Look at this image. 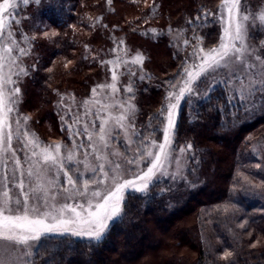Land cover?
Listing matches in <instances>:
<instances>
[{"label":"snow or ice","instance_id":"snow-or-ice-1","mask_svg":"<svg viewBox=\"0 0 264 264\" xmlns=\"http://www.w3.org/2000/svg\"><path fill=\"white\" fill-rule=\"evenodd\" d=\"M20 2L28 5L30 0ZM17 6L14 0L0 2V264H25L24 258L31 257L32 249L50 237L71 235L101 240L109 222L121 216L126 190L146 193L154 178L164 174L175 150L172 144L180 101L192 93V85L202 76L223 69L229 80L236 78L242 101L255 95L264 98V42L260 44L261 51L248 44L249 29L254 22L259 20L264 26V6L253 13L250 6L242 7L241 0H222L217 14L222 34L217 46L205 49L201 47V38L196 37L190 56L199 63L184 67L183 84L178 91L169 93L166 107L149 117L148 127L153 124L162 127V143L151 139L155 127L147 138L136 131L134 105L129 101L117 102L114 95H107L106 89L113 94L118 92V76L113 71L111 84L92 89L93 98L100 89L110 102L83 101L85 116L93 119L81 129L77 127L81 118L76 114L68 125L71 147L63 143L46 145L27 129L28 117L19 113L18 82L28 75V70L22 67V57L30 49L20 43L28 38L21 32L18 40L13 31V23L19 26V21L12 19ZM195 20L200 21L201 17ZM188 23L191 25L193 21ZM184 43L187 45L189 41ZM141 62L139 55L132 60L133 64ZM126 91L133 92L130 84ZM90 104L100 107L92 113ZM114 108L120 111L114 114ZM95 119H99V125ZM121 132L127 145L125 152L113 145ZM77 136H86L88 143H78L74 139ZM80 149L84 151L78 159ZM191 149L188 144L179 151ZM21 152L23 156L18 154ZM128 152L133 154L129 156ZM87 173L91 175L85 178ZM129 175L133 178L128 179ZM228 255L231 253H225Z\"/></svg>","mask_w":264,"mask_h":264},{"label":"trees","instance_id":"trees-1","mask_svg":"<svg viewBox=\"0 0 264 264\" xmlns=\"http://www.w3.org/2000/svg\"><path fill=\"white\" fill-rule=\"evenodd\" d=\"M89 1L60 0L58 6H54V9L48 11L50 25L64 32L56 39V43L57 45L59 43L60 47L56 48L51 45L47 48L46 52L50 57L59 54L67 56L71 49H76V46L75 48L73 46L76 44L74 36H71L72 31L77 29L90 34L89 36L94 33L103 36V41L107 46L109 33L113 35V32L109 31L117 30L124 32L129 37L149 39L151 38L150 34L143 35L142 31H161L164 27L157 25L154 26V29L152 27L146 29V21L157 20L159 14L158 12L150 14L148 12L147 14L145 9L140 14L137 11L134 18L126 19L128 24L108 21L105 18V12L100 13L99 18L97 16L96 18L89 17L85 15V7ZM166 1L168 9L166 15L169 16L165 18L164 23H168L165 26L178 27L181 30V35L187 33V37H191L192 41L188 45L190 48L182 44L184 43L183 39L180 40L177 48L173 44L167 43L164 46L167 60L157 65V73L154 69L143 67V62L141 66L138 64V67L133 66L130 69L129 73H135V75L129 74L133 92L127 94L138 99L135 121L136 130L140 132L148 127L149 117L156 116L167 103L169 93L178 91L183 84V79L186 78L184 67L195 63L191 59L190 53L193 52V44H196V37H200L204 43V41L207 42L208 39L213 38L217 32L216 4L217 2L220 4L222 0ZM246 1L250 5H255L258 0ZM38 12L47 15L43 9ZM204 13H212V15L205 17ZM172 14H175L173 22L169 20ZM197 16L201 17L200 21L195 20ZM189 20L193 21L191 25L188 23ZM90 48V50H86L87 52L79 51L75 64L66 69L68 76L73 74L74 78L79 77L74 80L78 85L79 93L96 76H100L103 64H106L101 57L96 56V53L93 52L92 45ZM113 56L115 57L111 60L116 59V62L121 60L120 54ZM48 60L38 65L32 72L33 77L31 76V84L39 93V106L48 109L49 114L44 115V119H49V115L51 117V110H54L55 102L52 94V73L46 69ZM117 69L116 74L119 79L122 72L121 68ZM177 76L181 80L178 83L172 82ZM202 77L192 85V93L186 94L180 101L176 115V130L173 136L175 148L192 145V149L187 152L190 155L193 153L190 158L191 165H195V173L191 172V176L195 178V187L170 196L172 201L166 202L148 194L153 189V184L149 185L146 193L126 190L125 200L129 196L139 195L134 197L130 206V214L133 218L129 224L122 225L126 219L122 217L117 225L121 224L123 228L117 227V231L115 234L111 233L112 235L107 231L102 241L98 243L81 239L78 241L77 237L71 235L50 237L47 241L36 246L33 264H110V259L105 256V252L115 244L111 239L113 235L121 240L120 256L122 258L129 257L135 251L137 252L143 238H148L144 221L146 214L160 225L171 218L176 211L187 209L195 198L196 201H193L195 208L199 206L201 208H199L196 218L198 240L196 242L191 240L193 243L191 246L198 254L196 260L188 264H264V163L262 158H258L251 150H246L245 146L242 147L238 143L241 135L252 130L262 118L247 126L242 125L241 122L238 123L237 120L241 118V115L238 114L240 109L237 104H232V96L229 94L230 90L226 87V83L224 86L222 85L224 88L214 89L213 87L209 91L203 85ZM118 82L121 87V80ZM193 94L197 95L195 101H192ZM235 113L238 114V117L237 115L233 116ZM232 121L236 125H233L231 129ZM155 128L157 130L154 133L153 129L151 131L155 135V139L161 141L162 127L156 125ZM247 140L245 143L251 141ZM209 143L220 148H227L229 159L223 169L219 168L220 158L211 150ZM200 168L204 172L197 174V169ZM213 174H217V177L222 180L223 187L217 186V189H210L212 181L210 186H208V181L211 175L213 178ZM204 192L208 193L202 201L199 195ZM240 224L242 225L240 226ZM187 233V231L186 233L182 231L177 236L178 243H181V238ZM149 243L154 244L158 241L150 238ZM225 253H231V255L226 257ZM175 264L186 263L177 259Z\"/></svg>","mask_w":264,"mask_h":264},{"label":"rangeland","instance_id":"rangeland-1","mask_svg":"<svg viewBox=\"0 0 264 264\" xmlns=\"http://www.w3.org/2000/svg\"><path fill=\"white\" fill-rule=\"evenodd\" d=\"M59 1L60 0H39V2H37V0H30V3L25 5L24 3L20 2V0H14L18 6L13 11L12 19L13 21H19V26L13 23V31L17 33L18 40L19 34L21 32L28 38L27 41H20V43L22 47L30 49L29 54L22 57V67L28 70V75L21 77L18 82V86L21 90V102L18 105V108L21 115L28 117L27 129L34 133L41 142L46 145L53 146L58 143H63L71 147L72 141L69 139V134L66 129L68 125L72 123L74 116L79 114L81 119L80 124L77 125V127H80L81 129L85 122L93 119L92 116H85V109L82 102L86 100L91 101L93 99L101 101L102 103L110 102L104 99V95L101 94L100 89H97V95L95 98H93V88H97L98 85L105 83L111 84L113 71L117 73V68H121V78L118 79L121 80V87L118 80L116 81L118 92L113 94L111 89H106L105 91L107 95H114V99L117 102L129 101L135 106L137 113L138 99L132 98V96L128 95V92L126 91V88L128 87L127 85L131 84L129 76L130 69L133 68V66L138 67V64L141 66V64L144 63L143 67L147 66L152 70L154 69V71L157 73V65L167 60L164 46H166L167 43H171L177 48L181 39L191 42L192 38H188L187 33L181 35V30H179L178 27L165 26L168 24L164 23L166 21L165 18L169 16L166 15V11L168 10L166 8V0H111L110 4L108 3V0H90L87 3V7H85V15H88L89 17L94 16L96 18L97 16V18H99L100 13L105 12V18L108 19V21L116 22L118 24L126 22L125 24H128V20L126 21V19L134 18L137 14V11H139L140 14L142 10L145 9L147 10V14L148 12L149 14L151 12H158L159 14L157 15V20L146 21V29L147 27H152V29H154V26L157 25L164 27L161 29V31H142L143 35H148L147 33L150 34L151 38L149 39H145L143 37H129V35H125L122 31H109L113 32V35L108 32L109 40L107 46L105 45V41H103V36L97 33L89 36L90 34L88 35V33L77 29L72 31L71 36H74V41L76 44L74 43L75 45L73 46L74 48L76 46V49H71V52H69L67 56L64 54H59L57 56L50 57L46 52L47 48L51 45H54L56 48L60 47L59 43L57 45L56 39L64 33L53 28L48 21V11L54 9V6H58L60 3ZM0 2H2V0H0ZM220 4L217 2V10L215 12V18L218 24L217 32H215V36L213 38L208 39L207 42L204 41V43L201 44V47L205 49L216 47L219 37L222 34V25L217 17ZM245 5L250 6V10L255 13L257 9L264 6V0H258L255 5H250L246 0H244L242 1V7ZM40 9L46 11L47 15L38 12ZM174 15L172 14L171 18L169 19L172 22L175 18ZM159 40L164 42V45L161 44L162 42ZM261 42H264V26L260 25L259 20H256L249 29L248 44L255 46L257 51H261ZM88 44H90V46L92 45L93 52L96 53V56L101 57L105 62L106 60L116 62V59H111L115 57L113 55L117 54L121 55V60L115 64H103V70L100 73V76H96V78L85 85L83 91L79 93L78 85L74 81L75 78L79 77L74 78L73 74L68 76L66 74V69L75 64V60H77L79 56V51L87 52L86 50L91 49L90 46H87ZM182 44L185 45V47L190 48L188 47L189 43L187 45L185 43ZM193 45L195 46L196 44ZM113 49H115V51H113ZM137 55L142 57L143 63H132V60ZM47 60L48 63L46 69L49 73H52V94L55 102L53 104L54 110H51V117L49 115V119H44V115L49 114L48 109L46 107L39 106V93L31 84V76L33 77L32 72L35 71L36 67L42 63H45ZM195 63H199V61H195ZM66 64L67 67H65ZM202 78V83H204L203 85L209 91H211L213 87L214 89L222 88L226 83V87L230 90L229 94L232 96V104H237L240 109L238 114L241 115V118L237 120L238 123L241 122L242 125L247 126L256 122L255 120H260L262 118L252 130L241 135L240 142L238 140V143L242 147L245 146L246 150H251L258 158H262L264 163V98H261L259 95H255L249 97L246 102L242 101L241 90L238 87L236 78L232 77L231 80H229L225 70L223 69L218 70L216 73H208ZM180 80L181 79H179L177 76L174 80H172V82L175 81L178 83ZM244 95L247 96L248 94L244 93ZM193 96L194 97L192 98V101H195L197 95L193 94ZM61 97H63V99H61ZM166 105L167 103L164 105V107H166ZM89 107L92 113H95L96 109L99 108L100 105L90 104ZM119 111V108L112 109L114 114L118 113ZM238 114L235 113L233 116L237 115L238 117ZM101 115L103 116L104 113L102 112ZM65 121L67 123H65ZM134 122L136 125V121ZM95 123L99 125V119H95ZM233 125H236V123L232 121L231 129L233 128ZM155 126L156 125L153 124L152 127H146L143 132H140L139 130L138 131L147 138L148 134L152 133L151 130ZM74 139L78 143H88L86 136H77ZM133 139H135V137ZM151 139L158 141L155 139L154 134L151 136ZM246 140L251 141L245 143ZM158 142L162 143L163 138ZM113 145L121 152L127 151V145L124 142L123 132L120 133V137L118 139L113 141ZM209 145L211 150L215 152L217 156H219V168L223 169L229 159V152L227 148H220L212 143H209ZM133 147H135V145H133ZM172 147L175 150L167 162L164 174H158L156 178H154V180L150 183L153 184V189H151L150 193H148L154 195V198L164 200V202L172 201L170 196H174L176 193L186 192L187 189L190 190V188L195 187V178L191 176V172H194L195 166L191 165L192 161L190 157L193 153L190 155L187 150L181 153L179 151L180 147L175 148L173 144ZM83 151L84 149H80V155L77 157L78 159L82 158ZM18 154L23 156L22 152ZM127 154L131 156L133 153L128 152ZM142 165L143 164H141L140 167ZM73 166L74 165H69V167ZM80 167L82 168V165ZM143 167L144 166H142V168ZM136 170L138 171V169ZM201 172H204L202 168L197 169V174H201ZM88 175H91V173H87L85 178H87ZM213 175V178L211 175V178L208 181V186H210V182L212 181L210 189H217V186L223 187L222 180L217 177V174ZM127 178L132 179L133 177L129 175ZM241 178L243 177L241 176ZM207 193L208 192H204L200 194V200L204 199V196L207 195ZM137 196L139 195H134L133 197L129 196L127 200L124 199L121 216L109 222L106 232L109 231L110 235H112L111 233L113 232L115 234L117 227L123 228L122 225L129 224L131 222L133 216L130 214V206L133 203L134 197ZM195 199L192 200L190 205L188 204L189 207L187 209H183L180 212L176 211L171 218H168L166 222H163L160 225L155 223L152 217L146 214L144 221L146 222V237L148 238H143L139 244L137 252L135 251V253L131 254L129 257L122 258L120 256L121 240L119 237L113 235V238L111 239H113L112 241L115 244H113V246L111 245L110 249L105 252V256L110 259V264H175V260L177 259H180L186 264L193 263L196 260L198 253L195 251V248L193 249L191 246L193 245L191 240L195 242L198 240L196 218L198 216L197 213L199 208H201L200 206L195 208V203L193 202L196 201ZM134 207L132 208L135 209ZM122 217L126 218L124 219L125 223L122 225H117L118 221ZM241 225L242 224H240V226ZM182 231H185V233L187 231L188 233L186 235L184 234L185 236L181 238V243H178L177 236ZM77 238L76 240L78 241L79 239L83 241H94L95 243L102 241V239L99 241L90 240L87 237ZM150 238L157 240L158 243H149ZM35 253L36 247L32 249L31 257L24 258L25 264H27L28 261L33 264V257Z\"/></svg>","mask_w":264,"mask_h":264}]
</instances>
